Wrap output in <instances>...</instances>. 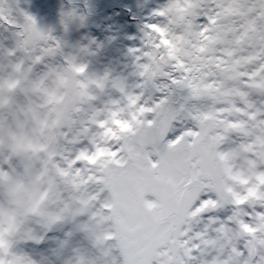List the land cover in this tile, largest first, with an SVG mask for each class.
Segmentation results:
<instances>
[{
  "label": "snow or ice",
  "instance_id": "1",
  "mask_svg": "<svg viewBox=\"0 0 264 264\" xmlns=\"http://www.w3.org/2000/svg\"><path fill=\"white\" fill-rule=\"evenodd\" d=\"M22 14L0 6L7 55L30 61L0 75V112L17 92L43 103L22 107L34 139L0 121V264H39L21 247L43 240L33 220L82 215L102 264H264V0H168L130 50L136 90L114 82L120 98L91 111L107 78L70 57L32 78L61 41ZM73 264L97 260L77 249Z\"/></svg>",
  "mask_w": 264,
  "mask_h": 264
},
{
  "label": "rangeland",
  "instance_id": "2",
  "mask_svg": "<svg viewBox=\"0 0 264 264\" xmlns=\"http://www.w3.org/2000/svg\"><path fill=\"white\" fill-rule=\"evenodd\" d=\"M168 0H0V6L18 22H23V12L35 17L38 26L50 32L61 41V50L54 57L46 58L44 63L33 68L32 78H39L53 67H62L65 58L70 57L76 63L87 65L86 76L106 77L103 90L94 89L97 100L89 108L104 107L112 99H119V90L114 82L123 81L130 91L136 90L139 82L135 56L130 51L142 48L146 44L145 35L149 23L158 22L154 11L165 5ZM76 15L66 18L69 8ZM123 9L124 12H121ZM154 18V21L150 20ZM163 20V18H160ZM17 29L0 20V75L6 74L10 63L25 59L26 54L18 51L15 57L7 55L8 50L16 46ZM51 86V84L49 85ZM15 107L43 103L39 94L17 92ZM87 107V106H85ZM98 158V157H97ZM87 220L86 215L43 228L35 221L29 226L43 236L40 241H28L21 244L39 264H73L77 249L87 251L90 258L102 264L103 257L93 246V240L81 229Z\"/></svg>",
  "mask_w": 264,
  "mask_h": 264
},
{
  "label": "clouds",
  "instance_id": "3",
  "mask_svg": "<svg viewBox=\"0 0 264 264\" xmlns=\"http://www.w3.org/2000/svg\"><path fill=\"white\" fill-rule=\"evenodd\" d=\"M73 13V15L68 16L67 13ZM66 13V18H71L76 15V11L73 8H69L68 12ZM74 60V59H73ZM75 61V60H74ZM65 75L68 77V91H73L72 83H73V73L66 72ZM26 107V106H25ZM24 108L16 107L11 109H5L3 112H0V121H3L7 126L11 127L12 134L17 138H24V139H34L32 136V123L30 121L29 116H25ZM23 125V127H21ZM5 143H8V135L4 137ZM27 195V182H25L24 186L18 187L15 192V197L18 199H22ZM35 221V220H33Z\"/></svg>",
  "mask_w": 264,
  "mask_h": 264
},
{
  "label": "bare ground",
  "instance_id": "4",
  "mask_svg": "<svg viewBox=\"0 0 264 264\" xmlns=\"http://www.w3.org/2000/svg\"><path fill=\"white\" fill-rule=\"evenodd\" d=\"M120 11H121V12H124L123 9H120ZM150 20H151V21H154V18L150 17ZM157 20H158V22H163V20L160 19V18L157 19ZM145 45H146V44H144V47H145Z\"/></svg>",
  "mask_w": 264,
  "mask_h": 264
}]
</instances>
